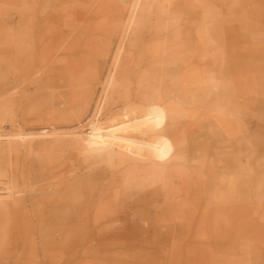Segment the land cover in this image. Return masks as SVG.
I'll return each mask as SVG.
<instances>
[{
    "label": "rangeland",
    "instance_id": "obj_1",
    "mask_svg": "<svg viewBox=\"0 0 264 264\" xmlns=\"http://www.w3.org/2000/svg\"><path fill=\"white\" fill-rule=\"evenodd\" d=\"M67 1L0 0V264H34L36 256L54 264L49 239L60 240L57 234L43 242L23 235L17 247L6 246L14 198L27 186L51 189L88 176L119 182L100 199L107 212L96 224L121 231L116 215L124 214L137 227L115 236L80 233L58 248L60 264H264V0H189L201 20L191 43L176 46L172 104L181 116L169 118L164 133L181 143L164 163L118 146L92 153L83 142L92 121L137 143L148 139L124 97L116 55L125 29V40L135 38L137 19L154 0H90L96 13L86 19ZM216 22L226 29L220 88L217 72L196 63H216V42L203 32ZM17 45L24 62L15 61ZM164 95L155 101L168 107ZM58 166L60 174L39 178ZM104 242L116 247L105 253Z\"/></svg>",
    "mask_w": 264,
    "mask_h": 264
},
{
    "label": "bare ground",
    "instance_id": "obj_2",
    "mask_svg": "<svg viewBox=\"0 0 264 264\" xmlns=\"http://www.w3.org/2000/svg\"><path fill=\"white\" fill-rule=\"evenodd\" d=\"M32 1L33 4H36L39 0ZM65 6L71 12H74L77 18H90L96 13L95 11H90L93 6L90 0L80 2L69 0ZM161 6H167L169 10L164 14H160L157 9ZM105 8L108 9L107 5ZM143 11L145 13L137 19L134 29L136 37L130 38L128 41L125 40V32L128 28L125 29L124 38L121 39V46L117 51L116 61L119 62L120 60V69L123 68L122 63L124 62V73L121 75L126 81L124 97H126L127 103L133 102L130 107L133 113H136L141 119L137 121L136 127L148 139L143 143H137L129 138L116 135L115 132H111L112 130L103 131L101 128L96 127L94 121H92L93 131L87 135L83 142L88 151L92 153H101L118 146L120 148L125 147L133 153L144 157V159L164 163L176 158L175 147L181 143L177 139L173 141L164 133L169 125V118L179 119L181 116L178 107L172 104L175 100L172 94L174 75L176 73L174 66L177 53L176 46L180 44L187 47L191 43L193 36L192 26L197 25V21H200L201 18L194 17V12L189 9V0H182L181 5L176 4L175 0H154V4ZM180 11L183 13L176 15ZM164 19L169 20L171 24L178 21L180 25L175 27V30L158 27V22ZM192 19L193 23L191 22ZM130 23L131 19L128 22V26ZM201 30L202 28L197 29L195 34L199 35ZM225 31L226 29L217 22L203 29V32L216 42V50L218 52L215 56L216 63L204 64L201 58L196 61L197 64L211 66L213 71L217 72L215 75L217 88H220L219 74L222 72L221 58L223 54L221 48L224 46ZM81 36L84 39L86 38L85 31ZM87 40L89 41V38ZM123 41L124 48H122ZM132 41L135 43L132 44ZM88 49L93 53H100L99 47L91 48L88 45ZM21 50L22 46L17 45L15 47L16 62L23 61L24 53ZM232 51L228 55L230 58L235 56V51ZM66 54L69 55L70 52L66 51ZM88 62L91 63V61ZM90 67L91 64L88 65V68ZM119 67H117V71ZM79 78L80 73H72L73 82L78 81ZM182 89L184 90V88ZM161 90L164 91V97L169 103L168 107L162 106L155 101L156 98H160ZM140 104L143 105L140 106ZM62 170L63 168L58 166L50 170L48 176L42 173L38 176L42 179H48L60 174ZM146 170V168L141 169V173H147L148 170ZM165 173L166 175L173 174L169 170ZM28 177L32 180L29 183H34L36 181L34 179H37L36 175L30 174ZM25 178H23L24 182L27 181ZM98 178V176H88L87 179L83 178L80 180L66 179L63 183L54 181V184H61V186H54L51 189H46L43 186L38 188L27 186V188L22 189L23 193L20 197L14 198L15 203L10 213L12 226L7 232L6 246L8 248L17 247L16 243L23 235L27 236L28 241L33 236L43 242L44 239L57 234L60 240L51 238L50 241L49 239V246L55 249V252L50 254L49 259L54 264H60L61 257L58 255V248L60 246L71 247L74 244V239L80 233L100 237L115 236L123 235L124 231L137 227L135 223L128 222L127 216H124V214L116 215L117 219H121L122 223L125 224L121 231L115 232L116 228L110 229L105 225L96 224L99 218L103 216L102 214L107 212L104 211L103 206L100 209L98 208L100 199H106L110 189L119 186L118 180L105 182ZM141 183L139 182V185ZM113 217L107 220L112 221ZM85 222H87L86 227L79 225V223ZM145 229L143 228V230ZM100 247L105 253H108L116 245L104 242L101 243ZM44 257L47 258L46 255ZM34 264H45V261L36 256Z\"/></svg>",
    "mask_w": 264,
    "mask_h": 264
}]
</instances>
